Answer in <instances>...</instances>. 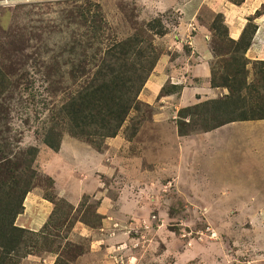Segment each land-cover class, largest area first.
I'll use <instances>...</instances> for the list:
<instances>
[{"label": "rangeland", "instance_id": "obj_1", "mask_svg": "<svg viewBox=\"0 0 264 264\" xmlns=\"http://www.w3.org/2000/svg\"><path fill=\"white\" fill-rule=\"evenodd\" d=\"M161 1L0 0V117L7 112L9 153L39 151L13 222L25 237L10 251L0 244V264H264V120L201 126L212 116L204 109L227 102L240 114L264 103V54L233 52L222 14L205 8L197 16L198 7L188 14L176 0L165 8ZM247 2L261 19L264 0ZM185 16L211 33L207 93H195L200 84L181 71L197 28ZM248 21L245 39L255 31ZM139 34L167 59L164 71L157 61L116 135H101L100 116L82 132L66 123L62 107L86 86L95 90L91 79L107 73L108 49ZM146 57L129 44L128 67ZM97 98L90 97L96 114ZM60 120L69 126L55 152L42 138ZM54 184L80 198L60 197Z\"/></svg>", "mask_w": 264, "mask_h": 264}, {"label": "trees", "instance_id": "obj_2", "mask_svg": "<svg viewBox=\"0 0 264 264\" xmlns=\"http://www.w3.org/2000/svg\"><path fill=\"white\" fill-rule=\"evenodd\" d=\"M148 28H151V25H148ZM148 30L151 31V29H147V31ZM244 33L237 41L229 40L235 46L233 52L236 54L240 51L245 54L251 44L254 32L247 39H245ZM140 36V34L135 35L128 41L119 42L108 49L109 52H113V55H111V58L106 64L103 65L104 60L102 61L103 68L105 66L107 73H100L99 76L91 79L95 90H92V87L85 89L90 85L86 86L72 98L69 105L62 107L61 113L65 120H67L66 123H68L69 120L70 124H73V127L82 132V125L87 128L89 126L88 123H93L95 121L94 119L100 116L101 124L99 125L101 133L105 130L101 135L103 137H114L116 135V131L127 116L130 105L138 97L140 90L150 76V72L160 56L158 53L155 56L151 50L154 49V47L151 46L149 40H146L144 36L140 38ZM133 42L137 46L140 55L145 52L147 57L145 61L139 63L137 69L132 70L131 64L129 67L127 66L125 57L129 52V44ZM233 58L235 60H241L236 56ZM261 64H264V62ZM262 73L264 78V70H262ZM100 76L102 80L98 83L95 79H99ZM233 81H235L234 77ZM1 83L2 82H0V84ZM237 91L240 90L237 89ZM233 92L236 93V89L233 88ZM94 96L98 97L96 102L100 112L96 111L97 114L92 113V102L90 97ZM234 100L236 101L235 98ZM214 104H216V102ZM228 104L227 102L222 103L218 111L214 113L204 109L206 114L210 113L212 116L211 118H204L201 126H203L206 131H209L235 121L264 120L263 102H258L257 106L252 105L248 110L239 109L240 112H242L240 114L237 113L238 110H235V108H239L240 106L236 104L235 108L232 109ZM8 119L7 112L0 117V155L2 152H6V157L0 162V241H3L0 244L5 243L3 247L9 249V247H12L11 245L18 244L19 240L25 237L24 230L13 226V222L16 217L23 212L25 195L30 190V184L34 182L36 173L30 171L28 166L35 160L39 151L38 148L30 146L26 148L24 151L25 155L23 156L9 153V149L14 146V140L9 136L12 130ZM211 123H213V125H211ZM68 126L69 124H65L61 120L51 123L43 135V144L49 149L57 152L60 148L63 133ZM111 130L112 132L110 133L109 131ZM180 132L184 131L180 129ZM69 133H71L72 136L76 134L73 130H70V128ZM16 146L19 148V145ZM7 153H9L10 157L7 156ZM4 165H7L6 168H2ZM22 172H28V175L22 176ZM19 176L22 177L20 180L24 184V188L20 192L18 190L19 183L14 181L15 178H19ZM9 180L12 185L6 184L5 181Z\"/></svg>", "mask_w": 264, "mask_h": 264}, {"label": "crops", "instance_id": "obj_3", "mask_svg": "<svg viewBox=\"0 0 264 264\" xmlns=\"http://www.w3.org/2000/svg\"><path fill=\"white\" fill-rule=\"evenodd\" d=\"M247 3V0H240L239 3H233L231 0H176L174 5H177L180 8L186 6L185 12L188 14H193L197 11L195 7H198L197 16H199V13L201 14V11L205 8L209 9L212 13L222 14L227 28L228 37L234 41L241 38L244 29L247 24L250 23L248 18L251 17V22L255 26V31L251 39V44L246 52L254 58L257 57V55L264 54V16L261 17V19H257L260 18L255 17L257 10L251 14L246 7ZM171 4L172 2L167 3L166 0L161 1L162 8L168 7ZM228 11L233 14H228ZM246 18L248 23L246 22ZM184 19L186 24L197 28L193 29V32L190 35L191 37L187 39V43H189L187 46L189 52L187 57L189 61H187L186 67L181 71H183L184 76H187V79H192L193 82L197 81L200 84L203 91L199 89V87L194 86L195 93H207V91H212L208 86V82L211 79V65L213 61V54L210 48L211 33L208 29V25L205 26L199 23L196 26V23L191 17L185 16ZM241 20H243V22H241ZM160 58L158 59L159 63L157 64V68L161 66V71H164L162 62L165 63L167 57L163 60ZM192 60H194V62H192ZM170 73L172 72L170 71ZM198 95L199 94L196 96ZM54 186L56 193L58 195L60 193L61 196H59L64 199H68L67 197L70 196H72L70 197L71 199L74 198V196H76V198H80L77 197L78 192L69 193L68 189H61L60 184H54Z\"/></svg>", "mask_w": 264, "mask_h": 264}]
</instances>
